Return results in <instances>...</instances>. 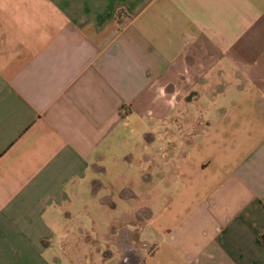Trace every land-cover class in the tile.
<instances>
[{"label": "crops", "instance_id": "crops-1", "mask_svg": "<svg viewBox=\"0 0 264 264\" xmlns=\"http://www.w3.org/2000/svg\"><path fill=\"white\" fill-rule=\"evenodd\" d=\"M87 196L105 264H264V0H0V264Z\"/></svg>", "mask_w": 264, "mask_h": 264}, {"label": "rangeland", "instance_id": "rangeland-1", "mask_svg": "<svg viewBox=\"0 0 264 264\" xmlns=\"http://www.w3.org/2000/svg\"><path fill=\"white\" fill-rule=\"evenodd\" d=\"M85 201H89V204L84 205L80 202L74 210L75 219L69 221V225L73 229L72 234L69 235V240L75 243V249L72 253L73 264H105L106 261L102 260L104 258L103 253L109 254L110 252L114 258L120 255L115 247V239H117L116 236L121 228L118 225L119 221L115 220L118 212L111 205H99L97 200L91 199L89 196ZM124 207L128 209L131 205H124ZM126 209V213H130V210L127 211ZM82 212H85L86 215L87 213L96 215V218L87 220L81 214Z\"/></svg>", "mask_w": 264, "mask_h": 264}, {"label": "clouds", "instance_id": "clouds-1", "mask_svg": "<svg viewBox=\"0 0 264 264\" xmlns=\"http://www.w3.org/2000/svg\"><path fill=\"white\" fill-rule=\"evenodd\" d=\"M161 93L163 94V90H161Z\"/></svg>", "mask_w": 264, "mask_h": 264}]
</instances>
